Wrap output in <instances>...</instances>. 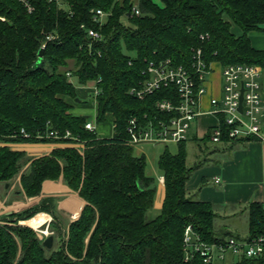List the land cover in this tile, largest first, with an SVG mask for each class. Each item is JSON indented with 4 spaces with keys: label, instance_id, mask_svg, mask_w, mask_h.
<instances>
[{
    "label": "trees",
    "instance_id": "16d2710c",
    "mask_svg": "<svg viewBox=\"0 0 264 264\" xmlns=\"http://www.w3.org/2000/svg\"><path fill=\"white\" fill-rule=\"evenodd\" d=\"M65 1L74 11L72 17L49 0H31L35 8L31 14L16 0H0V18L6 19L0 20V189L7 193L14 188L15 196L32 199L40 197L45 181L62 178L86 205L69 230L58 225L57 200L52 197L4 215L0 264H204L201 257L185 261V229L192 226L210 244L233 234H218L212 206L188 195L186 184L203 163L188 166L187 142L178 144L177 154L168 149L161 154L157 165L165 200L159 215L149 218L158 179L147 174V158L136 156L127 145L128 120L137 117L143 124L170 120L174 114H163L156 105L166 99L177 103L176 90L163 89L143 101L129 92L144 80L149 62L171 59L189 68L196 49L203 50L208 64L256 65L264 72V51L255 50L249 39L251 32L264 26V0ZM98 9L111 14L101 29L91 14ZM123 19L132 27H126ZM233 25L243 36L232 33ZM86 29L100 31L105 41L89 49ZM48 35L57 39L48 43L35 68ZM99 80L97 122L112 116L116 124L109 139L86 130V116L76 115L66 101L79 103L77 87ZM220 120L227 131L223 117ZM51 132L59 137L47 138ZM67 132L72 138H65ZM77 140L85 144L83 155L74 148H57L49 155L31 157L9 147ZM202 142L200 149L212 142L211 134ZM235 143L224 135L220 144ZM0 199H5L1 191ZM41 212L53 218L52 249L44 246L35 230L20 225ZM248 214L247 238L252 239L264 233V203H251ZM236 264H264V255L243 257Z\"/></svg>",
    "mask_w": 264,
    "mask_h": 264
},
{
    "label": "built area",
    "instance_id": "2783aa9c",
    "mask_svg": "<svg viewBox=\"0 0 264 264\" xmlns=\"http://www.w3.org/2000/svg\"><path fill=\"white\" fill-rule=\"evenodd\" d=\"M29 14L35 11L31 0H16ZM49 3L64 9L70 17L74 11L65 0H49ZM93 21L101 29L107 23L110 13L103 10L91 11ZM134 14L139 16L140 11L135 7ZM6 21L5 18H0ZM84 28V26H82ZM88 39L91 41L89 49L94 43L105 41V36L100 31L86 29ZM57 39L56 35H48L41 43L40 49H46L51 41ZM205 37H202L204 40ZM212 64H208L202 49L193 51L191 65L189 68L176 65L171 59L149 62L143 72L145 78L137 86L130 90L129 94L140 101L163 89L174 88L177 93V103L173 99H166L157 103V110L163 114H174L168 120L156 119L143 124L137 117H132L127 123V145L132 148L145 144H181L187 142L193 125L200 116L201 100L206 94L207 77L211 73ZM263 74L261 67L256 65L236 64L223 67L222 97L211 100V113L217 117H223L227 131L224 132L221 120L211 133V140L220 144L224 135L231 141L237 142L249 138L264 139V99L261 93L260 78ZM69 79H73L70 72ZM94 85L92 95L98 106L97 97L101 93L98 83ZM241 98H243L241 102ZM242 105V110L240 107ZM90 119V118H89ZM87 121L85 128L90 132L97 131L98 115L93 120ZM113 120V129L116 124ZM22 134L28 137L22 130ZM57 132H51L47 138H58ZM65 138H72L67 132ZM77 149L82 155L85 144L79 142L67 144ZM216 183H219L217 180ZM44 234V233H41ZM41 234L39 235L40 238ZM184 254L185 261H193L197 257L203 259L204 264H219L232 256L238 262L241 258L257 259L264 255V233L252 238L242 239L236 236L225 237L216 243H207L196 233L192 226H188L184 232ZM238 259V260H237ZM236 262L234 264H236Z\"/></svg>",
    "mask_w": 264,
    "mask_h": 264
},
{
    "label": "crops",
    "instance_id": "0c3cea01",
    "mask_svg": "<svg viewBox=\"0 0 264 264\" xmlns=\"http://www.w3.org/2000/svg\"><path fill=\"white\" fill-rule=\"evenodd\" d=\"M232 33L236 37L243 36V31L235 25L232 26ZM249 39L252 47L255 50L264 51V26L260 31L251 32L249 34ZM222 69L223 66L220 63H212L211 73L207 77L206 94L201 100L200 116L198 118V121L193 125L188 139V141H195L198 145H203L202 140L206 137V135L211 134L213 128L219 124L220 118L214 116L211 113V100L213 98L222 97ZM260 84L262 98L264 99V72L260 78ZM77 94L81 97V94L78 92V90ZM96 114L98 115L97 104L96 112L94 115ZM108 117H111L114 120L112 116ZM225 145L227 146L225 150L229 151H225V153L221 154L220 158H217V166L202 164L193 172L190 180L186 184V189L191 199H193L194 201H200L202 203H209L212 206V210L214 211V214L216 216L214 224L217 225V228L221 223H223L224 219H227L229 217H237L238 215L243 216L246 214V216H248L249 222V205L251 203H264V139L256 138L255 140L251 141L241 140L237 141L235 144ZM24 146H50L53 148L50 152L33 154L32 156L29 155L28 152H26L24 149H20ZM9 147L14 151L26 152L29 156L32 157H42L49 155L54 149L62 147V145L14 144L9 145ZM140 152L141 153L136 154V156H145V153L142 152V150H140ZM196 165L199 164H194L193 167ZM148 175L151 176L150 174ZM157 179V193L154 203V209L152 211L160 213L165 200L166 190L164 178L161 176V174ZM217 180L219 181V183H216ZM46 183L50 184V188L48 191H45ZM71 192L73 191L68 186H66L63 181H45L42 186L41 197L35 198L36 200H38L35 203V206L43 198H55L57 200L58 214H63L60 213L61 211H63L65 215L72 217L74 221H71V223H73L80 218L86 202L78 195V193L74 195ZM62 193H66L67 197H70L68 199L63 198L60 200L59 198H61ZM74 196H77V198L83 201L82 208H80L81 210L78 208L75 209L73 207L72 201H74ZM24 198L28 200L27 197L24 196ZM29 200L34 201L33 198ZM65 203H67L66 205L68 206L70 211H68L67 208L65 209L63 207V204ZM32 207H34V205ZM32 207H29V209ZM74 211H76V213L79 212L78 217L73 214ZM9 213L13 214L14 212H5L2 216H0V221L4 215H11ZM52 221L53 218L48 223L49 226L51 225ZM215 231L220 235L224 234V232H220L221 230L215 229ZM232 236L240 238V236L236 234H233Z\"/></svg>",
    "mask_w": 264,
    "mask_h": 264
},
{
    "label": "rangeland",
    "instance_id": "374dc122",
    "mask_svg": "<svg viewBox=\"0 0 264 264\" xmlns=\"http://www.w3.org/2000/svg\"><path fill=\"white\" fill-rule=\"evenodd\" d=\"M133 1L137 4V0H133ZM153 1L157 4H160L159 0H153ZM123 23L126 27H132L127 19H123ZM70 67H73V63H70ZM93 88L94 85H92V83L89 85L77 87L78 92L81 94V97L79 95L80 97L79 103H75L73 100L69 98L66 99V101L73 106L74 113L76 115L81 114V115L89 116L90 117L89 120H93L94 114L96 112V103L94 100V95H92ZM97 134L99 137L105 139H109L114 136L115 131L113 129V119L111 117H107L105 122L99 123L97 125ZM58 145L59 146L62 145L63 148H73L70 146L67 147V144H58ZM205 145L206 146H203V148L200 149L199 145L195 141L187 142L186 153H187V164L189 167H193V165L197 163H203V165L208 164L212 166H217L216 163L217 158L218 157L220 158L221 154L225 153V151H229V150H225L227 146L224 144H215L213 142H210ZM166 149H168L173 154H177V152L179 151V145L176 143L158 144V145L145 144L143 146H139L135 148V154L141 153L140 150H142V152L145 153L148 162L147 173L155 177L156 179L159 178L160 176L157 160L160 154H162ZM28 154L33 156V154L30 153ZM60 181H63V179L61 178L59 182ZM16 183H19V179L16 181ZM13 189L14 188H12L7 193L3 192L0 189L1 193L5 196L4 200L0 199V216H2L5 212L20 213L21 211H25L26 209H29V207H32L33 205L35 206V203L38 201L35 198H39V197H35L33 198L34 201H30L29 199L27 200L24 197H20L17 195L15 196V194L12 192ZM71 193L76 195L74 191ZM61 195H62L61 198H59L60 200L63 198L68 199L70 197V196L67 197L66 193L64 194L62 193ZM66 204L67 203L63 204V207L65 209L67 208V210L70 211V209ZM60 213L63 214H59L58 225H60L62 228L69 230V226H70L69 224L71 223V221L74 220L72 219V217L65 215L63 211H61ZM157 215H159V212L151 211V213H149V218H155ZM0 224L3 223L0 222ZM20 225L26 226L22 222L20 223ZM216 226L217 225L215 224L216 230H221L220 232H224V234H226L229 231L231 233L233 232V234L240 236V238L242 239H246L247 236L249 235V222H248V216H246V214L243 216L238 215L237 217H231V218L229 217L227 219H224L223 223H221L218 226V228ZM35 231L37 232L38 236L41 233L48 232L47 235L41 234V237H43V238L39 237L41 240L43 239L45 240L47 237L50 236H55L49 224H46L41 229ZM56 242L57 241L55 240V245ZM235 262L236 259H233L232 256H228L225 262L219 264H233Z\"/></svg>",
    "mask_w": 264,
    "mask_h": 264
},
{
    "label": "bare ground",
    "instance_id": "6f19581e",
    "mask_svg": "<svg viewBox=\"0 0 264 264\" xmlns=\"http://www.w3.org/2000/svg\"><path fill=\"white\" fill-rule=\"evenodd\" d=\"M53 147L50 146H24L20 149H24L26 152L30 153V154H39V153H46V152H50L52 150ZM38 156V155H37ZM50 188V184L46 183L45 184V191H48ZM82 204L83 201L80 200L79 198H77V196H74V201H72V205L73 207L76 209H80L82 208ZM81 210V209H80ZM79 210V212H80ZM79 212L76 213V211L73 212V214L78 217L79 216ZM51 216L46 214V213H39L38 215H36L35 217H33L32 219L28 220V221H24L22 222L24 225L34 229V230H39L41 229L43 226H45L46 224H48L51 221ZM48 232L44 233V235H47Z\"/></svg>",
    "mask_w": 264,
    "mask_h": 264
},
{
    "label": "water",
    "instance_id": "95a60500",
    "mask_svg": "<svg viewBox=\"0 0 264 264\" xmlns=\"http://www.w3.org/2000/svg\"><path fill=\"white\" fill-rule=\"evenodd\" d=\"M45 55V50L44 49H40L39 52H38V61L35 65V68L39 67L40 64L42 63V60H43V57ZM243 98H241V102H242ZM77 102H79V99H77ZM242 110V105L240 107V111ZM90 117L89 116H86V119L88 120ZM142 190V188H141ZM9 214H12V213H9ZM53 244H54V237L53 236H50V237H47L45 240H44V246L48 249H52L53 247Z\"/></svg>",
    "mask_w": 264,
    "mask_h": 264
}]
</instances>
